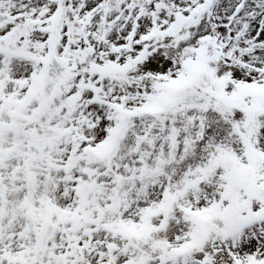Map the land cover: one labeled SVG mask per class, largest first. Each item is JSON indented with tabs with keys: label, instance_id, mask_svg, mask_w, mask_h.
<instances>
[{
	"label": "snow or ice",
	"instance_id": "1",
	"mask_svg": "<svg viewBox=\"0 0 264 264\" xmlns=\"http://www.w3.org/2000/svg\"><path fill=\"white\" fill-rule=\"evenodd\" d=\"M0 264H264V0H0Z\"/></svg>",
	"mask_w": 264,
	"mask_h": 264
}]
</instances>
